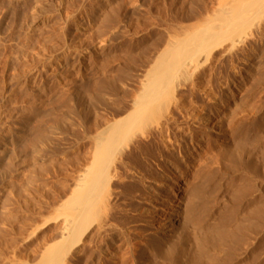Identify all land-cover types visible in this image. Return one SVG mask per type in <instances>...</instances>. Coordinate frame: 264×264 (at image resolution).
I'll return each instance as SVG.
<instances>
[{"label":"rangeland","instance_id":"rangeland-1","mask_svg":"<svg viewBox=\"0 0 264 264\" xmlns=\"http://www.w3.org/2000/svg\"><path fill=\"white\" fill-rule=\"evenodd\" d=\"M231 1L0 0V264H52L45 259L58 248L55 239L75 206L73 201L68 208L66 201L81 171L85 173L86 153L91 158L93 152L91 125L98 117L115 119L114 110L130 100L143 75L151 85L158 70L149 69L147 60L182 38L184 26L199 29ZM248 22L250 30L236 29L233 40L224 41L208 60L202 58L162 82L164 89L178 91L169 115L172 123L164 124L161 133L153 128L146 140L138 136L132 145L136 151L130 146L126 153L131 157L124 155L127 163L123 158L124 165L110 168L118 172L111 173L109 187L110 222L117 221L118 229L143 237L152 233L145 207L151 195L149 199L143 188L149 191L154 180L172 174L177 165L187 170L191 183L202 184L208 197L197 202L202 207L198 217L205 226H214L213 212L231 205L233 180L240 186L247 181L222 158L227 150L257 160L258 171L250 181L264 197V0ZM216 122L223 131L212 133ZM186 150L195 152L194 167L183 160ZM141 195L149 199L143 202L147 204ZM241 205L240 217L250 203ZM93 226L86 242L77 246L80 256L69 254L65 264L146 262H135L122 239L100 234ZM141 226L150 233L140 232ZM140 235L137 243L132 241L134 254L143 242ZM250 236V243L222 253L221 261L264 264V223ZM56 261L60 264V258Z\"/></svg>","mask_w":264,"mask_h":264},{"label":"bare ground","instance_id":"bare-ground-1","mask_svg":"<svg viewBox=\"0 0 264 264\" xmlns=\"http://www.w3.org/2000/svg\"><path fill=\"white\" fill-rule=\"evenodd\" d=\"M260 2L261 0H232L229 3L223 4V8L220 12L207 20V22L204 23L205 25L199 29L194 30L193 27L184 26L181 33L184 35L182 38L176 39L175 43H173V41L169 42L165 45L161 53L155 52V55L147 60V63L150 66L149 69L153 67V69L157 68L158 70L157 76L153 79L151 85L148 86L146 83L147 78L143 75L139 78L140 87L132 93L130 100L123 102V106H118L114 110L112 116L115 119L96 118V121L91 125V129L94 130L92 132L95 133L91 134V130L88 132L90 133L89 136L91 140L94 141L90 148L93 150L91 158H89V153H86L83 159L84 163H82V165L85 166V173L81 171L77 182H75L74 188L71 189V196L66 201L68 208L73 201L75 202L73 203V205H75L74 208L69 209V216L71 219L67 221L65 220L60 234L57 235L55 239H59L58 248L49 253L45 259L46 262L53 264L54 262H57L56 260L58 258H60L59 263L63 264L64 262H68L69 254L72 255V253H74V255L77 256V253H79L77 246L85 241L86 236H89V229L93 228V225H96V231H99L100 234H102V232L106 234L112 233L110 238L115 236L118 240L122 239L123 247L132 250L131 253L129 252L130 250L128 253L134 257V261L140 262L145 259L146 262L144 264H226L225 261L227 260H223L225 263L221 261L222 257L220 255L222 253L226 250L236 251L239 247L241 248V246L250 243L248 241L249 236L258 233L261 229V224L264 223V197H259L257 193H255V185L250 181L253 179V175H256L258 171L257 160L251 156H244L242 154L243 152L237 151L239 153H235L231 150H227L222 156V158H228L231 167H233L236 174L247 176V181L245 182V185L243 184L240 186L241 184L238 181L233 180L234 193L230 200L231 205L226 204L228 209L226 211L222 210L223 212H221V210L212 211L214 215L211 219L213 223H215L214 226H205V223L201 219L202 217H198L202 207L199 205L200 203L198 204L197 202L200 198H207L208 196H204V190L201 189L202 184L191 183L193 178L190 182L189 174L184 167V169H182L177 165L178 168H173L175 171L172 170L173 173L166 177L164 175L165 172L163 174L164 176H162V180H154L152 184L150 183L149 191L146 190L147 188L142 187L144 192H147L146 196H148V198L151 195V199L149 198L151 201H149L148 205H145L147 210V212L146 210L145 212L152 217V220L149 218V231L152 233H150L146 227L145 230L150 234L147 237H143L139 234L143 237V242L139 245L140 249L136 247V250L138 251H135V254L133 252L135 245L132 246V244L139 235L134 232L133 234L132 232L131 234H129V232L127 234L123 231V227L121 228L120 226L121 230L118 229L119 227L114 224L115 221L113 223L110 222V220L112 221L114 218L110 217V215H112L111 211L113 212V210L110 209L113 208L110 206L109 209V205H112L113 202L111 204L109 201L113 195L111 196L109 187L111 183V173L115 175L117 172L114 173V171H110V168H116L119 164L124 165L123 158H125V162L127 158L124 155L130 153H126L130 146L133 148L132 145H134V143L137 144L135 141L138 140V136L144 135V140H146V138H148L146 135H151L153 128L160 130L161 133L164 131L167 123L169 125L172 123V121L170 122L171 116L169 117V115L172 111V102L175 103L174 98L177 90H171L172 86L167 89L163 88L165 81H167L169 76L180 70L182 71L184 68L194 67L195 65L197 66L202 58L206 57V60H208L212 56L214 50L221 46L224 41L229 39L233 40L232 36L236 29V33H244L246 28L250 30L251 26H249L248 18L250 15L256 13ZM258 29L259 28H254L253 31H259ZM162 82H164L163 85H161ZM170 93H172V97ZM167 98L168 103L165 102ZM216 123L214 128H212V133L223 131L220 129L219 122ZM207 125H209V123ZM154 132L156 131H153V133ZM158 132L159 131H157L156 134H158ZM208 133L210 134V131ZM205 134L207 135V131L203 133V136L200 135V137L204 138ZM149 137L151 138V136ZM214 137L215 139H218V137L216 138V135ZM163 139L165 140V138ZM221 139L223 140V137ZM140 142L142 143L145 141ZM201 142L199 141L197 143L200 144ZM214 143H216V140ZM143 144H138L139 146H137L140 147L142 145L141 147H143ZM140 148L139 151L141 150ZM134 150L135 148H133V151ZM133 151L132 153L136 150ZM184 152H186L183 156L184 162L190 166L193 165L194 167L193 161L195 159L193 160L192 157L195 152L188 150ZM129 155L131 154H128L127 156ZM122 167L124 168L125 166ZM123 168L122 170H125V168ZM116 176L119 177V175ZM150 189L152 190L150 191ZM108 194L109 197L106 201L105 197H107ZM146 196L141 197L143 205L146 203L143 202L148 199H146ZM248 201L250 207L246 212L244 211L245 214L243 213L244 215L240 217V205L244 203L246 204ZM207 207L208 206L206 205L204 208ZM146 219H148V216ZM139 228L140 230L141 228L144 230V227L142 226L138 227V230ZM125 230L127 231V228ZM130 230L133 231L132 229ZM134 234H136V236ZM103 236L106 238L107 235ZM246 241H248V243H246ZM83 244L85 245L86 243ZM120 244H118V246ZM82 248H84L83 245ZM116 252H118V250H116L115 253ZM119 253L121 252H118V254ZM124 261L126 262L127 260Z\"/></svg>","mask_w":264,"mask_h":264}]
</instances>
